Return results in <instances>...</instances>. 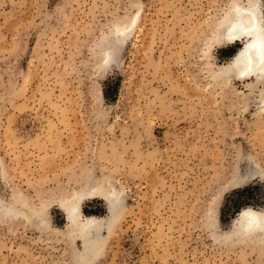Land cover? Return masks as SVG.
I'll return each instance as SVG.
<instances>
[{
	"label": "rangeland",
	"instance_id": "1",
	"mask_svg": "<svg viewBox=\"0 0 264 264\" xmlns=\"http://www.w3.org/2000/svg\"><path fill=\"white\" fill-rule=\"evenodd\" d=\"M250 2L0 0V264H264Z\"/></svg>",
	"mask_w": 264,
	"mask_h": 264
},
{
	"label": "bare ground",
	"instance_id": "2",
	"mask_svg": "<svg viewBox=\"0 0 264 264\" xmlns=\"http://www.w3.org/2000/svg\"><path fill=\"white\" fill-rule=\"evenodd\" d=\"M223 40L227 44L242 42V48L235 57L239 60L237 78L246 80L249 78L260 80L264 78V22L256 2H250L247 6L236 5L227 19ZM77 207L73 206L69 215L73 218ZM242 215L248 217V225L264 221V213L257 215L253 210H244ZM75 219V218H73ZM91 222L83 225L82 231L91 230Z\"/></svg>",
	"mask_w": 264,
	"mask_h": 264
},
{
	"label": "trees",
	"instance_id": "3",
	"mask_svg": "<svg viewBox=\"0 0 264 264\" xmlns=\"http://www.w3.org/2000/svg\"><path fill=\"white\" fill-rule=\"evenodd\" d=\"M235 50V49H234ZM234 51H231V53ZM239 197L234 200L232 203L233 206H237V204L243 203V205H247V196L251 197V192H249L247 189L242 190L240 193H236ZM243 195V196H242Z\"/></svg>",
	"mask_w": 264,
	"mask_h": 264
}]
</instances>
